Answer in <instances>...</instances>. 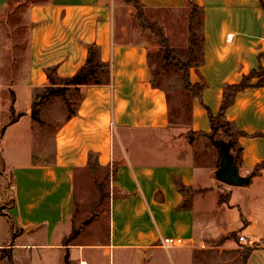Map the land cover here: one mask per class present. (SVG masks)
Here are the masks:
<instances>
[{"label": "crops", "instance_id": "0c3cea01", "mask_svg": "<svg viewBox=\"0 0 264 264\" xmlns=\"http://www.w3.org/2000/svg\"><path fill=\"white\" fill-rule=\"evenodd\" d=\"M9 1L0 0V17ZM139 1L152 11L181 10L189 2L202 9L203 61L191 69L190 81L205 88L201 101H192L189 130L211 134L208 110L218 115L224 87L264 68L261 0ZM118 4L47 0L28 10L27 77L9 86L0 80V156L13 180V203L0 246L10 241L15 263L27 264H66V257L68 264H264V168L253 175L264 163V75L239 92L225 112L238 134L240 173L252 177L248 185L219 181V154L203 153L186 136L179 135L165 150L138 153L121 131L173 129L167 97L153 86L149 43H127L115 36ZM162 29L173 49V35ZM91 45L109 65L110 83L70 86L64 96H51L64 105L54 128L45 131L44 108L53 100L42 105L41 122L33 120L31 109L36 92L50 86L47 70L56 69L61 86L60 80L85 66ZM260 80L261 86H255ZM71 90L78 99L67 115ZM11 108L21 116L10 124ZM8 148L16 150L12 159ZM91 154L93 164L110 171L116 191L109 198L107 239L100 245L79 243L78 238L67 244L75 214V178L89 169ZM177 181L192 192L181 194ZM223 193L228 195L224 203ZM13 228L18 232L12 240ZM239 235L257 243L246 258L248 248L239 244ZM165 238L181 239L182 245L165 247Z\"/></svg>", "mask_w": 264, "mask_h": 264}, {"label": "rangeland", "instance_id": "374dc122", "mask_svg": "<svg viewBox=\"0 0 264 264\" xmlns=\"http://www.w3.org/2000/svg\"><path fill=\"white\" fill-rule=\"evenodd\" d=\"M47 0H10L7 8L3 10L0 17L1 23V52H0V80L7 86L13 84L18 79L27 77L28 74V33L29 20L28 10L32 4L46 2ZM119 4L115 10L114 32L115 36L123 42L140 43L148 42L149 61L153 75V82L165 93L169 106L170 121L172 129L169 133L155 131H121L120 135L129 147L138 153H155L159 149L165 150L169 143L174 141L181 133L187 132L191 124L192 93L186 90L182 79V72L173 65L164 67L165 52L155 40L151 31L145 29L138 20L134 0H118ZM142 16L150 23H156L173 35L174 55L185 61L188 58V47L190 33L188 30V17L191 13L189 4L187 8L181 10L152 11L141 10ZM201 17L197 15L196 35L198 61L201 59ZM164 67V68H163ZM101 80L105 77L100 76ZM195 86L201 82L192 83ZM47 88H42L36 92L37 97L47 95ZM69 101L66 114L72 111V105L78 99V93L68 92ZM48 97V96H47ZM51 97V96H50ZM49 97V98H50ZM45 98L44 103L52 101L44 108L43 129L51 131L53 122L58 120L64 103L55 102L54 98ZM52 99V100H51ZM36 100V99H35ZM197 149L203 153L218 152L211 144L209 138H195ZM165 145V146H164ZM164 146V147H163ZM119 148L117 149V151ZM7 156L12 159L15 149L8 148ZM112 177L110 171L96 166L77 173L75 178V214L71 224V234L65 238L68 244L80 239L79 243L103 244L106 242L108 233V204L112 192L116 191L112 187ZM102 195L109 197L99 201ZM13 203V180L11 174L5 168L0 156V238L6 237L5 220L10 206ZM8 221V219L6 220ZM88 223L86 224V222ZM14 231V229H13ZM12 231V232H13ZM18 231H16L17 233ZM13 234V233H12ZM74 236V237H73ZM7 244L0 246V264H10L12 259L14 264H27L25 261L16 262L13 250ZM128 264H134L133 262Z\"/></svg>", "mask_w": 264, "mask_h": 264}, {"label": "trees", "instance_id": "16d2710c", "mask_svg": "<svg viewBox=\"0 0 264 264\" xmlns=\"http://www.w3.org/2000/svg\"><path fill=\"white\" fill-rule=\"evenodd\" d=\"M135 3V9L138 14V20L140 21L141 25L152 32V34L155 37V40L160 45V47L165 52V64L164 67L173 65L176 66L181 72H182V79L184 82V87L186 90H189L192 93V99L201 101L202 93L205 88L204 84L199 85L198 87L193 85L190 81V71L192 68H195L199 66L203 59H202V52L201 53V59L198 61V51H197V35H196V21H197V15H200L201 22L200 25L202 26V16L203 11L201 8H199L195 3L189 2V6L191 7V13L189 16V26L188 30L190 33L189 38V48H188V58L185 61H182L181 59L177 58L174 55V50L172 49L169 39L165 36L164 31L161 27H159L156 23H150L146 18L142 16L141 10L144 9L143 5L140 3L139 0H134ZM261 6L264 10V0H261ZM202 42V39H201ZM88 57L85 66L79 70L74 76L60 80L61 86H57V76H56V69H48L47 70V77L50 82V86L47 88V95L44 97H37L34 101L31 109V117L33 120L37 122H41L40 118V110L42 105L44 104L45 98H49L53 95H65V89L70 86H80V85H106L110 83L111 75H110V67L108 64H105L101 62L100 58H98V52L99 49L96 45L88 46ZM201 51V50H200ZM261 58H264L261 56ZM163 67V68H164ZM264 75V68L260 67L258 71H252L248 75H245L241 82L238 84L233 85H226L224 87L223 92V102L220 108V111L217 116H213L210 111L209 112V119L212 125V132L213 133L215 129V137L227 142L231 143V153L235 158L236 164H240L241 157V149L237 145V136L238 134L234 132L231 128V125L228 123V121L225 118V112L226 110L231 107L235 101L236 95L246 90L247 88H250L253 86L252 80L255 78H261ZM100 76L105 77V80H101ZM262 82L261 80L259 83H257L255 86H261ZM153 86L156 88L158 87L154 82ZM48 96V97H47ZM15 96L14 93L11 92V100H14ZM21 115L15 116L14 110L11 108V119L10 124L16 122L17 118H19ZM170 125L172 126V122L170 121ZM211 134H206L203 132L195 133L193 131L187 130V132L181 133L180 137L186 136L189 138L190 142H193L195 138H209ZM89 162L88 167L90 169L95 168L97 163L92 162L94 155L91 154L89 156ZM117 168V165H113V169L115 170ZM264 163L260 164L257 167V170L253 172V175L256 174V171L263 169ZM177 186L181 194L185 195L187 193L192 192L191 188L186 187L181 182L177 181ZM109 196L102 195L99 201H103ZM228 195L226 193H223L221 196L220 201L222 203L227 202ZM181 208H185V205L183 204ZM14 229V228H13ZM16 232L13 231L12 234V240L15 238ZM74 237V236H73ZM12 247V244L10 245ZM251 252V249L248 248L244 251L243 258H246ZM10 264H14L13 260H9ZM66 264H68V257H66Z\"/></svg>", "mask_w": 264, "mask_h": 264}, {"label": "water", "instance_id": "95a60500", "mask_svg": "<svg viewBox=\"0 0 264 264\" xmlns=\"http://www.w3.org/2000/svg\"><path fill=\"white\" fill-rule=\"evenodd\" d=\"M211 144L218 150L219 154V168L217 169L215 176L216 178L231 186H244L251 182V176H244L240 173L238 165L235 162V158L231 153V143L216 139L215 129L209 136ZM88 221L86 222V224Z\"/></svg>", "mask_w": 264, "mask_h": 264}, {"label": "built area", "instance_id": "2783aa9c", "mask_svg": "<svg viewBox=\"0 0 264 264\" xmlns=\"http://www.w3.org/2000/svg\"><path fill=\"white\" fill-rule=\"evenodd\" d=\"M239 244L247 247V248H255L257 247V243L249 236L239 235L238 236ZM163 246L165 247H173V246H181V239H173V238H165L162 241Z\"/></svg>", "mask_w": 264, "mask_h": 264}]
</instances>
